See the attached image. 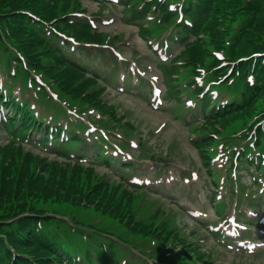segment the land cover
Instances as JSON below:
<instances>
[{
  "label": "trees",
  "instance_id": "trees-1",
  "mask_svg": "<svg viewBox=\"0 0 264 264\" xmlns=\"http://www.w3.org/2000/svg\"><path fill=\"white\" fill-rule=\"evenodd\" d=\"M239 0H209L203 3L205 22L196 23V28L191 32L192 36L196 37V41L193 44H189L186 47L183 56L187 62L191 64H204L206 60L210 58L209 50L211 48L222 49L219 42L222 36L219 34L220 26H225L223 20L226 19V12L229 7L237 6ZM264 6V0H256V5L247 12L249 17V25L247 33H245L247 41L250 39H258L259 35H264V10L261 8ZM22 9L31 10L37 13L46 15L48 19H54L69 11V3H52L49 0H0V15H9L7 19H3V22L8 25L13 32L14 39L21 44L22 52L27 55H38L42 52L41 44L38 39L30 35L25 29H23L19 23L18 18H12L11 13ZM137 16H139L137 14ZM75 34L79 40L87 42H102L104 35H93L89 28L75 29ZM200 35L205 37L203 41L199 38ZM211 37L214 40L208 38ZM244 42V41H243ZM240 42L238 49L232 48L231 51L235 52V59L238 56H245L247 53L245 49L248 45ZM251 46L253 44L248 43ZM49 53V52H48ZM46 57L57 61V71L61 72L58 77V82L64 86L65 92H70L77 98L79 95L90 85L83 83L82 79L84 74L82 70L74 65H66L62 57L55 54H45ZM169 76L174 73L172 68L168 69ZM53 70L51 73H53ZM247 97L245 106L236 110L232 116L235 119L241 121H250L253 113L264 105V90L247 89ZM86 100L94 101L96 97H89ZM13 147H6L0 151V232L8 235L10 243H12L17 249H20L24 253L27 251L35 256H39V253L46 252V248L43 244L36 240L33 235L29 234L27 239H22L19 235L22 231H16L13 235L10 234L11 228L6 227L3 222L17 218L18 216L31 211L36 212L32 208L30 203H27L30 198H44L45 200H67L74 201L76 198L80 202H87L90 205H95L99 211H102L105 215H108L112 219L122 217L121 215V201L115 198L111 193V188L108 185L102 187H94V181H92V175L86 176L84 170L80 167L67 166L66 170L62 172V169L53 163L49 166L45 164L41 168V171L46 172L48 169L53 168L56 172L51 176L46 174L41 177L37 174L36 169L39 163L37 159L28 157L31 168L35 171V177H32V171L26 170L24 174L19 173L17 167L19 158L22 152L13 151ZM10 156L18 157V160L13 157V161L9 166ZM12 158V157H11ZM17 161V162H16ZM16 162V164H15ZM71 173V175H70ZM60 174H66L61 176ZM37 179V180H35ZM39 179V180H38ZM128 197L126 194L125 198ZM41 201V200H40ZM29 218H25L18 222V228L26 230L25 227L29 223ZM0 246L4 245V240L0 239ZM2 263V259L0 258Z\"/></svg>",
  "mask_w": 264,
  "mask_h": 264
},
{
  "label": "rangeland",
  "instance_id": "rangeland-1",
  "mask_svg": "<svg viewBox=\"0 0 264 264\" xmlns=\"http://www.w3.org/2000/svg\"><path fill=\"white\" fill-rule=\"evenodd\" d=\"M83 6L88 9V14L93 15L98 11V4L95 1L83 0ZM105 18L100 19V26H103V21H109L110 24L103 26L105 32H111L113 35H122L124 43L119 44L123 57L127 59L131 66L134 65V60L142 62V72H144L149 78L150 76H156L159 84L165 90L162 83V78L159 71L153 68V63L150 57H152L151 51L148 49L146 43L142 41L138 36V29L136 25H132L123 20L122 7L109 8L104 11ZM179 49L175 51L178 52ZM137 54V55H136ZM111 64L107 60L106 64L99 66L102 70L104 67H109ZM104 66V67H103ZM146 72H145V71ZM105 100L110 105L117 107L118 115L128 114L129 123L136 129L137 135L148 142L158 154L160 162V171L166 174L168 172H174L179 176V173L175 172V169L188 170L189 167L195 168L200 172L199 190L203 193L202 202L199 203L200 207H203L205 211L211 212L209 198L211 194V179L206 174L205 167L202 168L200 164L199 156L193 146L188 144V130L184 128L180 121L176 120L170 114L160 116L158 113H153L146 105H144L137 95L120 93L116 90L109 89L106 93ZM174 102H171L173 105ZM165 123V128L160 126ZM159 131V132H158ZM2 134V133H1ZM0 134V135H1ZM1 140V138H0ZM3 140V139H2ZM1 140V141H2ZM174 142V148L171 150L170 145ZM29 151L34 154H39L38 151L31 147H27ZM46 157V155H43ZM49 158H53L49 156ZM51 160V159H49ZM165 162V163H164ZM152 163H150L151 165ZM98 172L103 175L107 174L111 178L119 180V176L115 175L110 168L97 166ZM149 166L148 170H151ZM247 180V179H246ZM176 198L174 200H168L166 205L168 207L176 206L178 200V206L183 205L186 201L194 202L193 198L187 197L183 192L175 193ZM180 204V205H179ZM214 212V210L212 211ZM213 246L211 242L206 246V249H210ZM215 256L219 259L220 264H264V257L262 258H238L234 261V256L224 253L223 249H216ZM217 253V255H216Z\"/></svg>",
  "mask_w": 264,
  "mask_h": 264
}]
</instances>
